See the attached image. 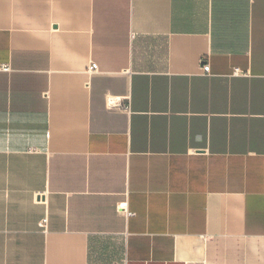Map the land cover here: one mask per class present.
Segmentation results:
<instances>
[{"label": "crops", "instance_id": "0c3cea01", "mask_svg": "<svg viewBox=\"0 0 264 264\" xmlns=\"http://www.w3.org/2000/svg\"><path fill=\"white\" fill-rule=\"evenodd\" d=\"M0 264H264V0H0Z\"/></svg>", "mask_w": 264, "mask_h": 264}, {"label": "built area", "instance_id": "2783aa9c", "mask_svg": "<svg viewBox=\"0 0 264 264\" xmlns=\"http://www.w3.org/2000/svg\"><path fill=\"white\" fill-rule=\"evenodd\" d=\"M201 68H202V71H203L205 74H210V72H211V67H210L209 64H203ZM4 70H5V71H9V70H10L9 66H4ZM88 72H89L90 74H93V73L98 72V66H97V64H94V63H93V64L88 68ZM241 73H242V71H241L240 69H236V70H235V74L239 75V74H241ZM120 209L124 210V211L127 213L128 216L133 215L132 213H130V212L126 209V204H122V205H120ZM46 225H47V219L43 220V222H42V227H46Z\"/></svg>", "mask_w": 264, "mask_h": 264}]
</instances>
